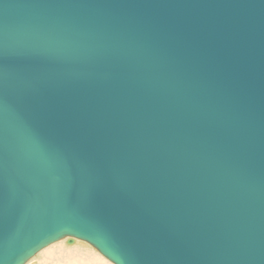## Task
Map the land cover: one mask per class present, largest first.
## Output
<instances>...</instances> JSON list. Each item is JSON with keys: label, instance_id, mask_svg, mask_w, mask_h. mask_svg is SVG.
<instances>
[{"label": "water", "instance_id": "water-1", "mask_svg": "<svg viewBox=\"0 0 264 264\" xmlns=\"http://www.w3.org/2000/svg\"><path fill=\"white\" fill-rule=\"evenodd\" d=\"M264 264V0H0V264Z\"/></svg>", "mask_w": 264, "mask_h": 264}, {"label": "rangeland", "instance_id": "rangeland-1", "mask_svg": "<svg viewBox=\"0 0 264 264\" xmlns=\"http://www.w3.org/2000/svg\"><path fill=\"white\" fill-rule=\"evenodd\" d=\"M60 244H62V245L64 244V245L62 246V248L60 247L62 250L61 251L62 255H59L60 256V258H58L59 262L57 261L58 259L52 260V258H50L52 254L51 255H45L46 252L48 251L47 248L41 250L34 258L39 260V261L37 260L39 264H43V263L44 264H52V263L53 264L54 263L55 264H83L82 261L85 260L84 258H86V259L89 258L92 260V257H95V258L99 257L98 259H100V260L104 259V258L103 259L101 258L102 256H100L94 248H92L91 246H89L86 243H85L86 246L82 245L84 248L83 247H79V248L72 247V246H74V244L71 246H68V245H66V242L62 243V241L60 243H57L55 246L60 245ZM65 247H69V248H65ZM66 249H68V251H70L71 253L74 252V254L67 253ZM43 255L45 257H47V259L49 258L50 261L52 260L53 262L52 261L50 262L49 260H47ZM80 256H84V258H82ZM104 261H105V259H104ZM105 263L109 264L108 261H105Z\"/></svg>", "mask_w": 264, "mask_h": 264}, {"label": "bare ground", "instance_id": "bare-ground-1", "mask_svg": "<svg viewBox=\"0 0 264 264\" xmlns=\"http://www.w3.org/2000/svg\"><path fill=\"white\" fill-rule=\"evenodd\" d=\"M61 242V241H60ZM60 242H58V243H60ZM64 242H66L65 240H63L62 241V243H64ZM57 243H54V244H52V245H50V246H48L47 247V252H46V254L45 255H51V257L50 258H52V260L54 259V260H56V259H58V258H60V256L59 255H62L61 254V248H62V246L64 245H62V244H60V245H57V246H55ZM86 246L85 245V243L84 242H81V241H78V240H75L74 241V246H72V247H75V248H79V247H83V246ZM61 247V248H60ZM65 248H69V247H65ZM64 248V249H65ZM84 248V247H83ZM67 250V253H71L70 251H68V249H66ZM75 250V249H74ZM76 252V251H75ZM97 252V251H96ZM98 253V252H97ZM71 254H74V252H72ZM99 254V253H98ZM100 255V254H99ZM44 256V255H43ZM101 256V255H100ZM45 257V256H44ZM80 257H82V258H84V256H80ZM46 259H47V257H45ZM99 258V257H98ZM98 258H95V257H92V260L91 259H86V258H84L85 260H83L82 262H83V264H106L105 263V261H108L107 259H105L103 256L101 257L102 259L104 258L105 259V261H104V259L103 260H100V259H98ZM38 259H35V258H33V259H31L29 262H27L26 264H39L38 263V261H37ZM47 260H49V258L47 259ZM51 260V261H52ZM50 261V260H49ZM48 261V262H49ZM50 261V262H51ZM58 262H59V259L57 260ZM53 262V261H52ZM109 262V261H108ZM43 263V262H42ZM44 264V263H43ZM53 264V263H52ZM55 264V263H54ZM108 264V263H107ZM109 264H110V262H109ZM112 264V263H111Z\"/></svg>", "mask_w": 264, "mask_h": 264}]
</instances>
